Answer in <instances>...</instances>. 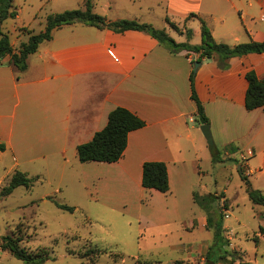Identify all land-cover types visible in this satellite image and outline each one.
Segmentation results:
<instances>
[{"label":"crops","instance_id":"crops-1","mask_svg":"<svg viewBox=\"0 0 264 264\" xmlns=\"http://www.w3.org/2000/svg\"><path fill=\"white\" fill-rule=\"evenodd\" d=\"M97 6L108 21L153 26L159 18L177 43L198 45L202 22L217 43L264 42V0H92V11ZM186 30L191 31L189 38ZM27 37L11 44L14 51ZM196 58L185 50L171 53L142 31L116 33L80 23L54 30L51 39L27 57L24 71L8 57L2 60L0 141L5 150L0 160L6 155L14 165H67L71 177L93 192L89 199L108 210L136 211L138 230L145 233L154 227L159 242L169 241L175 232L177 240L167 247L190 258L193 247L185 242L187 234L197 227L208 230L206 214L192 194L211 193L202 183L199 164L203 159L212 163L190 99L189 76ZM250 70L264 78V52L232 57L225 70L216 58L202 59L193 86L209 121L212 145L223 150V159L244 158L239 149L253 154L258 149L264 163V148L259 146L264 113L244 108L245 73ZM116 107L135 114L144 126L128 134L118 161L80 163L76 147L101 130ZM148 161L165 164L166 193L141 186L142 164ZM225 191L213 195L223 202Z\"/></svg>","mask_w":264,"mask_h":264},{"label":"rangeland","instance_id":"rangeland-1","mask_svg":"<svg viewBox=\"0 0 264 264\" xmlns=\"http://www.w3.org/2000/svg\"><path fill=\"white\" fill-rule=\"evenodd\" d=\"M13 5L18 17L6 18L1 30L15 46L29 31L44 30L48 14L82 8V0H13ZM94 8V13H101L99 6ZM156 11L162 13L160 7ZM153 22L155 29L164 26L159 18ZM203 141L211 151L212 145ZM259 146L264 148V136ZM239 150L244 158L223 159V150L218 149L215 165L209 159L199 164L202 183L211 192L208 194L226 190L222 196L226 198V208L219 202L223 207L219 209L218 198L207 200L205 209L213 223L221 226L222 235H217L214 227L207 232L198 227L190 230L185 240L193 247L190 258L185 252L167 247L170 244L167 242L177 240L175 232L167 237L169 241L159 242L154 227L147 228L145 233L138 230L136 211L108 210L89 199L93 192L71 177L67 165L62 169L60 165L39 163L14 165L6 155L0 160V191L15 171L25 173L33 181L29 188L18 186L7 197H0V237L19 226L23 233L22 247L30 253L40 250L47 253L48 259L42 264H205L208 247L212 246L210 260H213L220 254L221 243L227 244L226 255L236 253L233 264H264V234L259 232L260 226L264 228V207L250 202L241 180L245 176L251 187L264 196V163L258 149L251 156ZM55 202L73 207L74 211L60 210ZM0 264L22 262L0 250ZM219 264H229L228 258Z\"/></svg>","mask_w":264,"mask_h":264},{"label":"trees","instance_id":"trees-1","mask_svg":"<svg viewBox=\"0 0 264 264\" xmlns=\"http://www.w3.org/2000/svg\"><path fill=\"white\" fill-rule=\"evenodd\" d=\"M18 15L16 7L13 5V0H0V65L5 57H8L10 64H12L18 71H24L27 67V57L37 51L40 43L48 41L52 37V32L65 25H71L80 23L86 26H92L97 29H109L116 33H121L126 30L142 31L149 34L159 44L163 45L171 53H177L185 50L187 52H193L197 55L196 61L202 59L208 60L212 58L217 59L218 67L222 70L228 68V60L232 57H241L249 53H262L264 52V42H246L236 44L234 46H228L223 43H217L213 40L209 30L204 23L201 24L200 43L198 45H190L188 43H177L172 39L164 29H155L149 24L139 23L135 20L120 19L116 21H108L103 16L96 14L92 11V0H83L82 8L64 10L59 13L48 14L45 17L44 30L38 33L28 32V37L25 42H20L16 51L12 48L9 41V37L1 30L3 21L6 18L14 19ZM165 22L168 26L177 33H180L179 28L167 18ZM186 37L189 38L191 31H185ZM195 72H191L189 76L190 82V99L194 102L196 107L195 118L198 124H209L207 117L203 112L201 103L199 102L196 93L194 91L193 81ZM245 79L247 81V89L244 97V108L247 111L254 109H261L264 113V78L259 79L253 71L245 73ZM144 121L131 113L125 108L116 107L112 109L107 115V121L105 126L94 133L92 138L83 144L76 147V156L80 163L86 162H104L112 163L118 161L126 148L127 136L130 132L140 129L144 126ZM232 146L225 147L226 150H230ZM5 150V145L0 141V152ZM211 161L215 164L217 161L216 156L218 151L211 146ZM241 180L244 182L245 191L250 202L254 205L264 207V196L260 191L253 189L251 184L245 176H241ZM33 179L27 177V175L20 171H15L6 186L0 191V197H7L12 191L18 187L23 186L29 188ZM141 186L145 189L155 190L161 193L168 191V180L166 173V166L162 162L148 161L142 164L141 173ZM218 198V207L220 206V196L212 194L199 195L197 193L192 194L193 202L203 211H206L207 200ZM55 205L60 210L66 212H73L74 208L55 202ZM225 201L222 202V206L225 207ZM226 208V207H225ZM207 213V211H206ZM206 225L208 228L214 227L215 233L219 236L222 235L221 226L214 224L211 216L206 215ZM259 232L264 234V228L259 227ZM223 237V236H222ZM23 241V233L19 226L15 227V230L0 237V250L6 251L13 258L22 262V264H42L48 259L47 253L44 251H37L36 253L28 252L21 246ZM226 241V240H225ZM227 245V244H225ZM225 245L221 243L219 255L215 259L210 260L212 253V246H209L207 253L204 257L205 264H219L228 258L229 264L235 262V252L230 255H226ZM97 253L98 250L95 249ZM118 256V255H116ZM230 259H229V257ZM248 264V263H245Z\"/></svg>","mask_w":264,"mask_h":264},{"label":"water","instance_id":"water-1","mask_svg":"<svg viewBox=\"0 0 264 264\" xmlns=\"http://www.w3.org/2000/svg\"><path fill=\"white\" fill-rule=\"evenodd\" d=\"M192 66H193V72H195L196 69L200 66V61H193ZM199 129L206 141V144L211 146L213 144V141H212L209 125L208 124L200 125Z\"/></svg>","mask_w":264,"mask_h":264},{"label":"built area","instance_id":"built-area-1","mask_svg":"<svg viewBox=\"0 0 264 264\" xmlns=\"http://www.w3.org/2000/svg\"><path fill=\"white\" fill-rule=\"evenodd\" d=\"M109 55H111L112 53L111 52H108ZM248 155H252V152L250 150L246 151Z\"/></svg>","mask_w":264,"mask_h":264}]
</instances>
